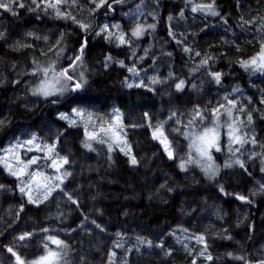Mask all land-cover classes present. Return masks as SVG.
Instances as JSON below:
<instances>
[{
    "label": "trees",
    "instance_id": "trees-1",
    "mask_svg": "<svg viewBox=\"0 0 264 264\" xmlns=\"http://www.w3.org/2000/svg\"><path fill=\"white\" fill-rule=\"evenodd\" d=\"M43 1L19 0L11 11L0 8V146L26 126L55 143L57 154L67 160L68 175L61 189L36 204L21 193L18 177L0 164V264H18L17 256L30 264L50 245V235L64 242L56 264L264 261L262 154L238 164L234 156L218 151V167L211 175L198 166L180 167L189 158L186 132L196 113L208 118L233 87L251 99L252 132L264 150V71L245 66L264 44V0H197L213 4L215 14L185 10L187 0H159L150 53L165 52L172 66L169 79L152 89L124 87L126 68L107 65L106 57L129 59L128 47L115 46L103 33L94 37L103 17L118 16L135 0H107L89 31L41 14L37 4ZM73 1L80 7L87 0ZM107 7L113 13L104 12ZM182 12L185 22L169 26V17ZM55 28L61 38L51 50L42 51L36 41L23 45L30 32ZM44 69L47 75L67 69L72 77L67 86L78 81L82 87L75 94H35L31 86L46 77ZM181 81L183 87L177 89ZM26 95L37 104L27 106ZM76 106L97 110L102 117L117 108L137 163L107 140L90 139L82 122L70 125L59 116ZM157 125L178 157L170 158L153 136ZM256 183L263 187L255 188ZM213 208L220 211L218 217L211 216ZM182 227L206 235L215 255H197L196 248L178 239ZM25 233L31 235L19 239Z\"/></svg>",
    "mask_w": 264,
    "mask_h": 264
},
{
    "label": "rangeland",
    "instance_id": "rangeland-1",
    "mask_svg": "<svg viewBox=\"0 0 264 264\" xmlns=\"http://www.w3.org/2000/svg\"><path fill=\"white\" fill-rule=\"evenodd\" d=\"M18 1L19 0L15 3H11V9L18 5ZM106 1L107 0H87L86 3L80 4L79 7L78 2L73 0H60L59 3H57V0H44L37 4V8L40 10L41 14H46L52 19L72 22L77 27H83L86 31H89V28L95 24V12L99 11L105 5ZM10 2L11 0H0V3ZM49 3H55L56 7H49ZM201 5L203 4H199L197 0H187L185 3V10H193V8ZM211 5L213 6V4ZM213 10L214 7H212L211 10L204 8L194 12L212 14ZM113 11L114 10L109 7L104 10V12L109 14L113 13ZM160 12L159 0H135L131 8L120 10L118 16L109 15L103 17V20L98 23L99 26L94 33V37L103 33L112 44L115 46H127L130 51V57L126 60L112 55L106 57L107 65L117 64L119 67L126 68L128 75L122 81L124 87L131 88L141 86L152 89L154 86L160 85L165 80L169 79V77L166 76H169L171 73L170 68L172 63L170 57H166L165 52L156 56L150 53L153 42L152 24L156 23L157 18L160 16ZM183 15L184 13L182 12V15L170 16L169 26H176L178 22H185L186 16ZM138 28L140 29V35L137 36L133 33ZM30 33L31 35L28 34L24 39L23 45L36 41L39 43L38 46L40 49L44 52L54 48L56 42L60 41L59 39L61 38V31L59 28L34 30ZM146 33H148L150 37L147 43L144 42L145 39H143ZM170 33L172 37L176 38L175 33ZM2 36L4 37V35ZM121 37L123 38V42H121ZM73 57L74 55L72 54L69 56V59H73ZM253 59L256 60V64L251 63ZM147 60H149V63L146 62ZM246 62L248 67H252L253 70L263 72L264 68L258 67V65L264 64V44L262 49ZM84 71L86 70L82 68L81 72ZM55 72L58 74L47 75L40 80L39 83L31 86V88H34L35 94L41 95L42 97L60 94L55 93L53 95L44 96L37 92L36 90L41 87L42 82L45 80L54 84L57 88H65L66 90L63 94L76 93L77 89L73 90V87L79 82L72 81L70 85L67 86L66 78L59 75L63 72V69L56 70ZM57 79L59 83H56ZM18 92H16V94H18ZM31 96L26 95L24 97L27 106H35V104H37L36 99H33ZM250 100L251 99L245 95L240 87H233L227 92L224 103L212 108L208 118L207 116H203L202 118L201 113L200 116L196 115L195 121L186 132L188 138L187 153L189 154V158L187 157L186 160H183L186 156L181 158L184 164L183 170H189L194 166H198L211 175L218 167L215 154L219 151L225 153L227 156L230 155L229 157L234 156L232 158H234L238 164H243L247 159L255 158L257 155L262 154V169L264 171V150L258 147L251 128L253 123L252 118L249 120V117H251L250 107L248 105ZM74 109L76 111H74ZM78 112L80 115H77ZM95 112H97V114ZM95 112L87 107L76 106L70 111H61L59 116L62 118L67 116V119H63L70 125H76L82 122L89 138L94 135L97 139L107 140L111 146L120 148V150L129 157L131 162V158L135 156L131 150L130 142L127 139L126 126L123 123L119 110L117 108H112L110 114L106 117H102V113L97 110ZM229 125H232V127L236 129L235 135H239L243 143L232 142L229 136ZM157 126L158 127L155 126V128H153L154 131L152 132L153 134L156 133L155 138L160 142L165 141V143H161L164 146L165 144L168 145L172 151V157H178V150H174L169 146V141L166 138L163 128L160 125ZM205 128H214L218 133L216 147L209 149V154L212 157L210 161L207 157H201L197 152L196 149L199 143L196 145L193 144V140L199 136ZM106 137L113 140H108ZM29 141H32V143H28ZM50 148L53 149L51 152H49ZM217 148H219V150H217ZM33 159L36 160V163L29 164V161ZM64 160H66L65 157L57 154L55 143L44 141L36 131H31L26 126L21 127L18 134L11 136L6 143L0 146V164L11 175H13V172L19 173L20 169L24 168L22 175L14 176L19 179V188L25 189V191L21 193L28 198L30 195L32 198L31 201H36V204L43 202L46 199L45 197H48L55 189H61L63 186L68 175L66 163L63 162ZM41 161L43 162L40 163ZM53 162H55L56 166H53ZM9 165L11 166V171H9ZM25 165H27L26 168L24 167ZM209 165H211L212 170L206 171ZM262 187V184L256 183L255 188L261 189ZM212 210L213 211L210 212L211 216L218 217L220 211L218 209L214 210V208ZM176 235L178 239L183 241L186 245H189V247L196 248L197 255L206 258L211 257L212 254L215 255L209 249V242L206 235L192 234L183 227L177 229ZM208 235H212L211 230L208 231ZM48 237L54 236L50 235ZM201 237L203 238L202 240L200 239ZM47 240L50 245H48L47 249L40 257L47 255L49 250L56 251L60 255V247L53 244L49 239ZM40 257L34 259L30 264L39 261ZM57 262L58 261H56V263Z\"/></svg>",
    "mask_w": 264,
    "mask_h": 264
},
{
    "label": "snow or ice",
    "instance_id": "snow-or-ice-1",
    "mask_svg": "<svg viewBox=\"0 0 264 264\" xmlns=\"http://www.w3.org/2000/svg\"><path fill=\"white\" fill-rule=\"evenodd\" d=\"M15 2H17V0H11L10 3H0V8H5V9L11 11L12 10L11 9V3H15ZM33 2H35V0H33ZM59 2H60V0H57V3H59ZM48 6L55 8L56 4L55 3H49ZM19 7H24V5L21 3V4H19ZM212 7L213 6L211 4L210 5H206V6L201 5V6H197V7L193 8V11H197L198 9H204V8H206L208 10H211ZM213 14H215V13L213 12ZM133 34L137 35V36L140 35V29L138 28ZM2 35L3 34L0 33V36H2ZM29 35H31V33H29ZM121 42H123V38L122 37H121ZM81 51H83V45H82ZM76 59L79 60L80 57L77 56ZM205 63H206V61H205ZM251 63L252 64H256V60L253 59L251 61ZM245 66L246 67L248 66L247 62H245ZM258 67L264 68V64L258 65ZM43 71H44L45 76H47L48 69H44ZM130 71H131V69H130ZM59 75L66 77L67 80H71L72 79L71 76H67V69H65ZM214 75L216 77L217 82H219L220 74L219 73H215ZM56 83H59L58 79L56 80ZM129 86H131V85H129ZM81 87H82L81 83H76L74 85V87H73V90L79 89ZM176 87H177V89L182 88L183 87V81H181L179 84H177ZM65 90H66L65 88H63V87L57 88V87H55L54 84H51L49 81L45 80V81L42 82L41 87L39 89H37L36 91L41 93L44 96H49V95H53L55 93H63ZM74 111H76V110L74 109ZM77 115H80V113L78 112ZM196 115L200 116V113L197 112ZM229 115H230V111H229ZM63 118L67 119V116H64ZM249 120H251V117H249ZM228 127L230 129L229 136H230L232 142H234V143H243V140L241 139V137L239 135H235L236 129H234L232 127V125H229ZM153 135L155 137L156 133H154ZM161 135H162V133H161ZM95 138L96 137L94 135L90 136V139H95ZM217 141H218V133L216 132V130L214 128H205L203 130V132L193 140V144L196 145L197 143H199V146L196 149L197 152L199 153V155L201 157H207V159L210 161L212 159V157L209 154V149H211L213 147H216ZM161 142L165 143V141H161ZM28 143H32V141H29ZM88 147H91V146L88 145ZM165 147H166V151H168L169 157L172 158V155H173L172 151L170 150V148L168 147L167 144H165ZM52 150L53 149L50 148L49 152H51ZM217 150H219V148H217ZM63 162L67 163V160H64ZM189 162H191V161H189ZM34 163H36L35 159L29 161V164H34ZM131 163L132 164H136L137 163L135 157L131 158ZM53 166H56L55 162H53ZM24 167L26 168L27 165H25ZM180 167L184 168V164L182 163L180 165ZM8 168H9V171H11V166L10 165L8 166ZM211 170H212V167H211V165H209L208 168L206 169V171H211ZM23 172H24V168H21L19 173L13 172L12 174L13 175H22ZM20 191L24 192L25 189L21 188ZM45 198H47V197H45ZM29 199L30 200L32 199L30 195H29ZM240 199H245V197H240ZM32 202L35 203L36 201H32ZM30 235H31V233H25L23 236L19 237V239L23 240V239H25L26 236H30ZM48 239L53 244H56L58 246H61L64 243L63 241L58 240L55 237H48ZM200 239L202 240L203 238L201 237ZM45 248H47V244L45 245ZM8 251L12 252V249L9 248ZM16 259H17L18 264H24V262L20 259L19 256H17ZM209 259H211V257H209ZM58 260H59V253L56 252V251H53V250H49L47 252V255L40 257L39 261L34 262V264H56V261H58ZM260 264H264V261H261Z\"/></svg>",
    "mask_w": 264,
    "mask_h": 264
},
{
    "label": "bare ground",
    "instance_id": "bare-ground-1",
    "mask_svg": "<svg viewBox=\"0 0 264 264\" xmlns=\"http://www.w3.org/2000/svg\"><path fill=\"white\" fill-rule=\"evenodd\" d=\"M89 33L91 34V33H93V31H90ZM86 37H87V36H85V39H86ZM85 45H86V42H85ZM80 55H81V54H80ZM79 57H80V56H79Z\"/></svg>",
    "mask_w": 264,
    "mask_h": 264
}]
</instances>
